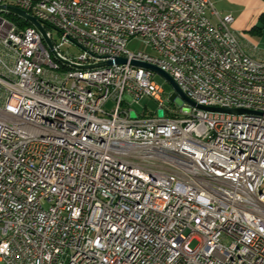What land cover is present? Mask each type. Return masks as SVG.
Here are the masks:
<instances>
[{"label": "built area", "instance_id": "1", "mask_svg": "<svg viewBox=\"0 0 264 264\" xmlns=\"http://www.w3.org/2000/svg\"><path fill=\"white\" fill-rule=\"evenodd\" d=\"M8 4L49 24L72 64L34 25L0 11V264H264V92L234 88L215 71L223 57L236 72L246 65L241 75L264 71V59L233 28L234 15L211 0ZM118 31L175 52L179 64L129 50ZM133 60L169 72L198 104L251 112L173 106L156 72ZM193 68H205L208 82ZM241 95H253L257 108ZM144 96L163 117L158 108L146 115L130 107ZM111 98L117 103L108 111Z\"/></svg>", "mask_w": 264, "mask_h": 264}, {"label": "bare ground", "instance_id": "2", "mask_svg": "<svg viewBox=\"0 0 264 264\" xmlns=\"http://www.w3.org/2000/svg\"><path fill=\"white\" fill-rule=\"evenodd\" d=\"M11 1V2H10ZM16 3V0H0V4ZM31 11H38V3H31ZM88 30H96V23H88ZM118 38L124 39V44L128 45L133 39L127 31H118ZM99 39H107V32H99ZM149 44V38H143ZM156 53L144 52L145 57L151 58L152 62H167L169 64H179V57L175 52L154 50ZM218 53H225V46H218ZM230 64V57H223V63L215 64V71L220 73L226 82L234 83V88L248 86L250 91L264 92V71H247L246 65H239V72ZM193 75L201 82H208V73L205 68H193ZM184 78H191V70H184ZM215 95H225V88L214 86ZM241 102L249 108H257V101L253 95H241ZM261 109H264V101L261 102ZM61 113H70V106H61ZM60 122H67V114H60ZM88 138H95V130H88ZM222 163H230V156H222Z\"/></svg>", "mask_w": 264, "mask_h": 264}, {"label": "water", "instance_id": "3", "mask_svg": "<svg viewBox=\"0 0 264 264\" xmlns=\"http://www.w3.org/2000/svg\"><path fill=\"white\" fill-rule=\"evenodd\" d=\"M0 11L1 12L14 13V14L19 15L20 17L28 20L32 25H34L36 28H38V30L41 32L45 42L50 47V49L53 51L54 55H56L59 59H62L64 61H66L67 63H71L70 61H68V60L64 59L63 57H61V55L59 54V52L55 48L52 39L49 36L48 30H47L45 24L42 23L37 17H35L31 13L27 12L26 10H23V9H21V8L15 6V5H11V4H0ZM116 62L117 63H125V62H127V58L118 57V58H116ZM132 62L134 64L138 65V66H143V67L150 68V69L154 70L156 73H159L162 76H164L171 83V85L173 86V88L175 90L174 97H178L181 100L187 101L190 104L198 105L199 107L212 109V110H221V111H229V112H251L250 110L243 109V108H221V107L206 106V105H203V104H198V103H196V101L191 99L182 90V88L179 86L177 81L174 79V77L169 72H167L164 69H162V68H160V67H158V66H156V65H154L152 63H149V62H143V61H138V60H133ZM111 63H113V60H108L106 62H100V63H96V64H87V65L74 64V66L81 67V68H88V67H95V66H99V65H103V64H111ZM164 112L165 111H164L163 107L158 108L157 113H158V115L160 117L164 116ZM131 115L133 117H135L136 116V112L132 111Z\"/></svg>", "mask_w": 264, "mask_h": 264}, {"label": "rangeland", "instance_id": "4", "mask_svg": "<svg viewBox=\"0 0 264 264\" xmlns=\"http://www.w3.org/2000/svg\"><path fill=\"white\" fill-rule=\"evenodd\" d=\"M52 33H53L54 39H57L59 36L58 31L53 29ZM240 34L243 36L247 35L246 38H248L251 45H255L257 47L260 46L259 47L260 51H264V31L262 34H259L258 32H252V31H243ZM71 49L76 53L79 52L78 48L76 47H72ZM128 49L132 51L142 50L148 53H156L153 49L149 47V44L143 38H139V39L133 38L128 44ZM154 78L156 82L159 85H161V87L164 89V99L166 101H169L171 105L173 106H180L183 101L178 97H174L175 90L173 86L171 85V83L159 73H156ZM116 103H117L116 100L111 98L104 105V108L108 111H111L116 107ZM129 105L131 108L135 109L139 114L146 112V115H150L151 112H155V110L158 108V103L151 96H144L138 102L134 101L130 103ZM192 246H194V243L192 244Z\"/></svg>", "mask_w": 264, "mask_h": 264}, {"label": "crops", "instance_id": "5", "mask_svg": "<svg viewBox=\"0 0 264 264\" xmlns=\"http://www.w3.org/2000/svg\"><path fill=\"white\" fill-rule=\"evenodd\" d=\"M216 10L221 14L232 13L234 15L233 27L240 36L245 49L253 53L258 59H264V51H260L259 47L251 45L247 35H241L243 31H251L258 23L259 16L264 10L263 0H211ZM215 17L213 16V19ZM257 22V23H256ZM263 31L259 34H262Z\"/></svg>", "mask_w": 264, "mask_h": 264}, {"label": "trees", "instance_id": "6", "mask_svg": "<svg viewBox=\"0 0 264 264\" xmlns=\"http://www.w3.org/2000/svg\"><path fill=\"white\" fill-rule=\"evenodd\" d=\"M5 14L9 18L15 20L22 27L31 25V23L28 20H26V19H24V18H22V17H20L18 15H15V14L10 13V12H6ZM46 27H47L48 30H52V27L49 24H46ZM251 31L252 32H258V33H261L262 31H264V10L259 16L258 23L251 29Z\"/></svg>", "mask_w": 264, "mask_h": 264}]
</instances>
